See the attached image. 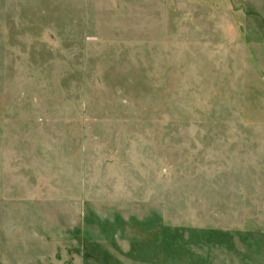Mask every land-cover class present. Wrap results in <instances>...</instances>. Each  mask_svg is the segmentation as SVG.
I'll return each mask as SVG.
<instances>
[{
    "label": "rangeland",
    "instance_id": "rangeland-1",
    "mask_svg": "<svg viewBox=\"0 0 264 264\" xmlns=\"http://www.w3.org/2000/svg\"><path fill=\"white\" fill-rule=\"evenodd\" d=\"M0 264H264V0H0Z\"/></svg>",
    "mask_w": 264,
    "mask_h": 264
}]
</instances>
